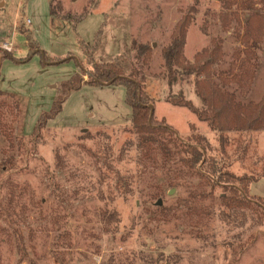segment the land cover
Segmentation results:
<instances>
[{
    "label": "rangeland",
    "instance_id": "rangeland-1",
    "mask_svg": "<svg viewBox=\"0 0 264 264\" xmlns=\"http://www.w3.org/2000/svg\"><path fill=\"white\" fill-rule=\"evenodd\" d=\"M50 4L71 19L52 16ZM232 13L219 0H0V46L12 49L1 51L14 60L0 71V264H264V216L221 207L199 178L182 183L169 164L141 163L123 87L87 84L92 65L118 64L127 75L132 42L149 46L143 77L154 118L180 142L194 125L207 142L206 168L252 181L242 196L264 199V130L211 132L172 106L182 98L203 110L201 77L179 68L169 81L162 59L187 16L185 63L213 40L222 49L215 73L226 72L246 20ZM256 57L243 104L264 103V51ZM74 75L80 89L63 95ZM58 98L61 112L50 116Z\"/></svg>",
    "mask_w": 264,
    "mask_h": 264
},
{
    "label": "trees",
    "instance_id": "trees-1",
    "mask_svg": "<svg viewBox=\"0 0 264 264\" xmlns=\"http://www.w3.org/2000/svg\"><path fill=\"white\" fill-rule=\"evenodd\" d=\"M225 5V9L231 10L232 15L239 19L240 15H246L243 31L237 35L240 50L232 54L227 71L215 73V67L222 61V49L220 43L211 40V51L204 54L195 64L189 66L183 57L184 38L187 31L189 19L185 16L175 26L171 40L162 50V59L168 80H172L175 69L181 68L186 75L196 74L200 80L196 82L195 92L202 102L203 110L194 108L188 101L180 98L170 101L174 107L188 109L195 117L205 124L211 132L216 131H245L264 130V103L243 104L238 97L244 98L250 92L252 80L257 68V52L264 51V0H219ZM50 14L62 20L71 19L68 16L58 14L51 7ZM82 17L74 18V24L82 21ZM224 24L226 25L227 22ZM228 27H225V30ZM135 66L129 74L124 75L118 64L92 65L88 72L89 85L107 84L119 85L124 89L125 103L131 110L129 126L137 135V149L141 163H151L162 166L171 165L175 172L180 173L182 183H192L199 178L211 190L209 195L219 200L221 207L243 210L250 206V210L258 217L264 216V199L257 197L251 203L242 196L249 192V184L252 181L242 179H231L216 175L206 168L205 151L208 150L207 142L200 135L195 134L196 128L190 126V134L186 141L180 142L175 132L165 124L164 120L157 121L154 115L149 120V105L153 106V99L145 92L143 71L148 64L149 46L131 44ZM10 59V55L0 49V71L2 62ZM14 61V60H12ZM16 62V61H15ZM83 83L78 75L72 76L62 86V94L67 95L69 91L79 90ZM64 99L58 98L52 104L50 116H57L61 111ZM44 121V120H43ZM39 122L34 127L33 135L39 132ZM3 134L0 135L3 138ZM4 139V138H3ZM3 148L1 149V151ZM198 168H200L198 170ZM180 184V183H176ZM235 185V186H234ZM222 192L216 196L214 192ZM243 191V193H242ZM202 194V193H201ZM200 198L207 197L204 193ZM223 196H220V195ZM236 196L228 199L226 195ZM214 195V196H213ZM197 202L200 206V201ZM156 205V204H155ZM158 206V205H156ZM203 206V205H202ZM165 209L161 208L160 211Z\"/></svg>",
    "mask_w": 264,
    "mask_h": 264
},
{
    "label": "water",
    "instance_id": "water-1",
    "mask_svg": "<svg viewBox=\"0 0 264 264\" xmlns=\"http://www.w3.org/2000/svg\"><path fill=\"white\" fill-rule=\"evenodd\" d=\"M40 54H41V56L43 58V52H40ZM48 64H50V63H48ZM109 84L110 83H107V85H109ZM148 108L150 109V116H149V120H150L152 118L153 114H154V109H153V106L152 105H149ZM172 194H173V192H170L169 193V195H172ZM160 204H161V202L158 200L156 202V205L161 206Z\"/></svg>",
    "mask_w": 264,
    "mask_h": 264
},
{
    "label": "built area",
    "instance_id": "built-area-1",
    "mask_svg": "<svg viewBox=\"0 0 264 264\" xmlns=\"http://www.w3.org/2000/svg\"><path fill=\"white\" fill-rule=\"evenodd\" d=\"M0 49H3V50L8 51V52L12 51L11 45L8 43H2V45L0 46Z\"/></svg>",
    "mask_w": 264,
    "mask_h": 264
}]
</instances>
